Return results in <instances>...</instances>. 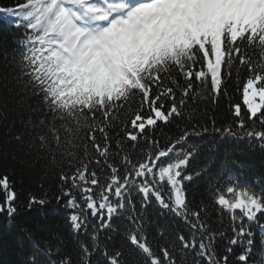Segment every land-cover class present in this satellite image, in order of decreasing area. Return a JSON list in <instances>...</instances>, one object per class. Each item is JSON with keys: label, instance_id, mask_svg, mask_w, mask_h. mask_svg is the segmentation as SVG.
Returning a JSON list of instances; mask_svg holds the SVG:
<instances>
[{"label": "snow or ice", "instance_id": "obj_1", "mask_svg": "<svg viewBox=\"0 0 264 264\" xmlns=\"http://www.w3.org/2000/svg\"><path fill=\"white\" fill-rule=\"evenodd\" d=\"M0 18L20 30L11 97L22 131L11 139L67 163L54 193L65 232H29L21 264H192L189 253L195 264H264V167L233 160L217 177L210 158L193 166V141L208 134L264 151V0H16ZM205 92L213 109L228 103L224 120L198 113ZM125 109L134 118L121 120ZM161 125L175 128L162 142ZM0 193L9 222L48 203L47 191L20 203L7 173ZM150 209L187 231L164 224L150 241Z\"/></svg>", "mask_w": 264, "mask_h": 264}, {"label": "trees", "instance_id": "obj_2", "mask_svg": "<svg viewBox=\"0 0 264 264\" xmlns=\"http://www.w3.org/2000/svg\"><path fill=\"white\" fill-rule=\"evenodd\" d=\"M16 3V0H0V5L10 6ZM20 30L13 27L7 20L0 18V100L7 98L8 107L4 108L0 103V176L8 174L13 182L14 189L19 193L20 203L24 202L27 193L31 192L37 196L43 195L47 191L48 203L39 207L36 206L30 211L21 210L20 214L10 224L6 222L7 216L0 215V264H21L25 259L24 252L28 251V233L41 241L53 239L54 234L64 233V222L68 210L63 206V202H57L54 193L57 191L58 173L61 167L67 170V163L62 162L59 157L55 160L44 152H37L29 147L26 138L25 145L19 147L11 137L22 131V125L15 111L12 110L13 102L11 90L16 87V70L13 65L14 57H18L17 38ZM229 93L232 95L233 102H241L240 93L236 90L235 79L229 85ZM208 93H204V98L196 101L198 113L207 112L209 116L215 114V119L220 122L224 120L228 103L221 100L218 108L213 109ZM191 104L192 101H189ZM121 120L128 121L134 118L131 109H125L120 114ZM199 118V117H197ZM172 131H175L172 126ZM172 131L169 127L161 125L157 130V136L163 141L164 136L170 137ZM243 144L240 140L221 139L218 136L208 134L203 141H193L200 144L199 155L193 162V166L198 163L211 159L215 167L211 169L214 176L223 177L222 172H228L233 168L232 161L244 163L252 168L264 167V151L255 142L245 140ZM243 179V176L241 177ZM202 190V189H201ZM229 196L231 194L225 193ZM0 200H3V194L0 193ZM174 217L159 216L152 209L149 210L146 224L148 239L151 241L156 235L157 228L167 224L172 230L187 229L181 227L169 219ZM176 219V218H174ZM264 223V221H261ZM117 223L127 224V220H118ZM213 226L219 227L216 223V217L213 216ZM254 226V227H253ZM252 226L253 232L256 233V225ZM256 229V231L254 230ZM227 235L231 233L225 221L224 229ZM228 235V236H231ZM104 234H101L103 239ZM121 235L114 234L113 242L119 244ZM226 243V241H225ZM69 250L75 254L74 245L69 244ZM189 256L195 262L193 253ZM190 261V259H188Z\"/></svg>", "mask_w": 264, "mask_h": 264}, {"label": "bare ground", "instance_id": "obj_3", "mask_svg": "<svg viewBox=\"0 0 264 264\" xmlns=\"http://www.w3.org/2000/svg\"><path fill=\"white\" fill-rule=\"evenodd\" d=\"M243 144H245L246 143V141L245 140H240ZM169 221L170 222H173V223H175V224H177V225H181V226H185L186 227V225L182 222V221H180V220H178V219H174V218H172V219H169ZM6 222L8 223V224H12L11 222H9V220H8V218L6 219ZM188 259H190V261L192 262V264H195V262H194V260L190 257V256H188Z\"/></svg>", "mask_w": 264, "mask_h": 264}]
</instances>
